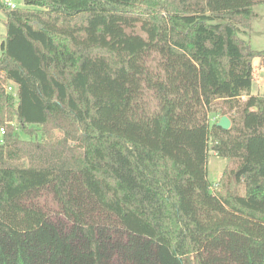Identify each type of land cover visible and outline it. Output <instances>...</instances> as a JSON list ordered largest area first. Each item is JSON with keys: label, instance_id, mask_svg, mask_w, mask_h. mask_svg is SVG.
Segmentation results:
<instances>
[{"label": "trees", "instance_id": "trees-1", "mask_svg": "<svg viewBox=\"0 0 264 264\" xmlns=\"http://www.w3.org/2000/svg\"><path fill=\"white\" fill-rule=\"evenodd\" d=\"M21 1L0 0V264H264V49L239 36L264 0ZM210 149L234 164L216 187Z\"/></svg>", "mask_w": 264, "mask_h": 264}, {"label": "rangeland", "instance_id": "rangeland-1", "mask_svg": "<svg viewBox=\"0 0 264 264\" xmlns=\"http://www.w3.org/2000/svg\"><path fill=\"white\" fill-rule=\"evenodd\" d=\"M18 7L24 6L21 0H8ZM254 16L251 19L250 26L244 31L239 33V36L245 41L248 40L253 49H264V3L257 4L254 7ZM5 12L0 8V54H1V42L4 40L6 35L5 26ZM241 29H243L241 27ZM251 64L254 69L253 79L251 84L252 94H261L264 91V66L259 63V58L255 57L252 59ZM15 93V87L11 84V89H8ZM221 112V111H220ZM219 111L210 113V121L214 122L218 120L221 116ZM21 137H26V135L20 132ZM1 137V134H0ZM233 162L228 159L222 158L215 154L211 149L209 150L207 168H208V178L212 183V187H216L219 179L223 173L227 172L232 166ZM233 187V185H231ZM50 204L53 203L50 201Z\"/></svg>", "mask_w": 264, "mask_h": 264}, {"label": "water", "instance_id": "water-1", "mask_svg": "<svg viewBox=\"0 0 264 264\" xmlns=\"http://www.w3.org/2000/svg\"><path fill=\"white\" fill-rule=\"evenodd\" d=\"M217 126H220L222 129H228L231 125V120L228 116L222 115L216 122Z\"/></svg>", "mask_w": 264, "mask_h": 264}, {"label": "built area", "instance_id": "built-area-1", "mask_svg": "<svg viewBox=\"0 0 264 264\" xmlns=\"http://www.w3.org/2000/svg\"><path fill=\"white\" fill-rule=\"evenodd\" d=\"M8 4H9L10 6H12V7L14 6V4L11 3L10 1H8ZM9 88H10V87H9ZM3 132H4V130H3V128H1V129H0V133H3Z\"/></svg>", "mask_w": 264, "mask_h": 264}]
</instances>
